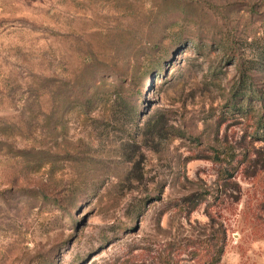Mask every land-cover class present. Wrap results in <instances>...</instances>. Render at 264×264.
Instances as JSON below:
<instances>
[{"label": "rangeland", "instance_id": "1", "mask_svg": "<svg viewBox=\"0 0 264 264\" xmlns=\"http://www.w3.org/2000/svg\"><path fill=\"white\" fill-rule=\"evenodd\" d=\"M214 258L264 264V0H0V264Z\"/></svg>", "mask_w": 264, "mask_h": 264}, {"label": "trees", "instance_id": "2", "mask_svg": "<svg viewBox=\"0 0 264 264\" xmlns=\"http://www.w3.org/2000/svg\"><path fill=\"white\" fill-rule=\"evenodd\" d=\"M216 158H217V160H218V157H216ZM225 172H227V171H225ZM213 263H214V264L218 263V258H214L212 264H213Z\"/></svg>", "mask_w": 264, "mask_h": 264}]
</instances>
